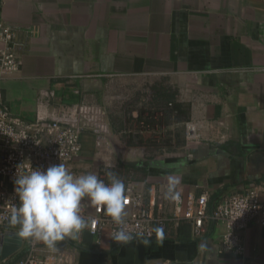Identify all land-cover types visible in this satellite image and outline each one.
Returning a JSON list of instances; mask_svg holds the SVG:
<instances>
[{"label": "crops", "instance_id": "0c3cea01", "mask_svg": "<svg viewBox=\"0 0 264 264\" xmlns=\"http://www.w3.org/2000/svg\"><path fill=\"white\" fill-rule=\"evenodd\" d=\"M0 17L27 42L20 72L1 83L4 103L24 121L82 101L107 111L115 136L173 127L183 107L213 126L184 153L150 149L116 167L165 228L101 247L84 234L81 264H264V226L246 228L243 255L220 253L223 227L208 220L196 237L190 223L175 224L164 189L206 195L209 215L229 195L264 189V0H5ZM154 90L174 95V105H153ZM82 142L74 171L101 173L99 143L90 134Z\"/></svg>", "mask_w": 264, "mask_h": 264}, {"label": "built area", "instance_id": "2783aa9c", "mask_svg": "<svg viewBox=\"0 0 264 264\" xmlns=\"http://www.w3.org/2000/svg\"><path fill=\"white\" fill-rule=\"evenodd\" d=\"M5 0H0V9ZM19 28L7 24L0 17V233L7 232L13 204L14 178L18 167L28 170V162L33 168H43L63 163L71 172L79 161L83 148V135L90 134L95 142H105L111 135L107 111L96 104L77 102L69 106H57L47 116H38L34 122H26L13 114L3 101L1 83L4 79L20 72L23 56L27 52V42L21 38ZM22 34V33H21ZM30 37L32 31H26ZM145 127V125H144ZM213 129L205 120H191L184 124V138L187 143L201 140ZM97 172V171H96ZM101 172H104L101 170ZM101 177V173L97 172ZM125 184V223L118 225L104 214L102 209L85 206L82 215L89 226L79 238H66L53 251L44 244L22 238L16 264H81L82 237H91L95 247H101L105 240L111 245H119L112 239L113 233L124 228L136 239H152L154 225L165 228L166 219L154 215L143 204V195L135 186ZM166 194L172 200L175 224L186 221L193 227L196 237L205 232V224L213 220L223 227L220 238V253L243 255L245 246L243 233L252 221L264 226V189L250 186L243 193H235L222 199L208 214L206 195L195 198L176 192L172 186H165ZM163 205L159 208L162 210ZM168 219V220H171ZM18 232V229H16ZM132 240V241H133Z\"/></svg>", "mask_w": 264, "mask_h": 264}, {"label": "clouds", "instance_id": "9594fccd", "mask_svg": "<svg viewBox=\"0 0 264 264\" xmlns=\"http://www.w3.org/2000/svg\"><path fill=\"white\" fill-rule=\"evenodd\" d=\"M107 183L95 171L76 175L63 163L46 169H17L14 178L13 204L9 223L18 228V235L26 240L44 244L55 251L66 238L76 240L89 221L82 215L85 206L102 209L118 225L125 223V184L119 176L108 171ZM112 239L130 243L133 235L120 228Z\"/></svg>", "mask_w": 264, "mask_h": 264}, {"label": "rangeland", "instance_id": "374dc122", "mask_svg": "<svg viewBox=\"0 0 264 264\" xmlns=\"http://www.w3.org/2000/svg\"><path fill=\"white\" fill-rule=\"evenodd\" d=\"M150 115V113H149ZM172 120V119H171ZM189 110L183 107L181 113L176 114L172 122H178L175 126L163 129L162 131L154 130L149 134L132 135L123 134V136H115L112 131L110 137L104 142L95 144L94 155L97 161L101 163L104 172H101L102 179L107 183L105 173L112 171L116 173L120 179L124 180L122 172L116 167H130L131 164H138L142 159H147V152L156 151L157 156H162L164 153H184L194 144L201 142V140L193 143H187L184 138V124L191 121ZM169 124V121H165ZM150 130V129H149ZM160 131V135L156 134ZM154 136L161 137V142H153ZM135 139V140H134ZM153 157V156H152ZM151 158V157H150ZM110 165V166H106ZM121 169V168H120Z\"/></svg>", "mask_w": 264, "mask_h": 264}, {"label": "water", "instance_id": "95a60500", "mask_svg": "<svg viewBox=\"0 0 264 264\" xmlns=\"http://www.w3.org/2000/svg\"><path fill=\"white\" fill-rule=\"evenodd\" d=\"M22 237L18 232L7 231L0 233V262L15 254L20 248Z\"/></svg>", "mask_w": 264, "mask_h": 264}, {"label": "trees", "instance_id": "16d2710c", "mask_svg": "<svg viewBox=\"0 0 264 264\" xmlns=\"http://www.w3.org/2000/svg\"><path fill=\"white\" fill-rule=\"evenodd\" d=\"M174 100H175V98H174V95H172V94H170V93H163V94H161V93H159V91H156V90H154V95H153V97H152V103H153V105L155 104V105H157L158 104V102L160 101H166V105H174ZM171 105V106H172ZM174 109H176L175 107H173V110ZM170 113L168 112V115H169ZM163 115H164V112H163ZM168 115H166V116H168ZM153 117V116H152ZM11 225V224H10ZM9 225V226H10ZM8 226V227H9ZM7 227V228H8ZM15 229H18L17 227H15Z\"/></svg>", "mask_w": 264, "mask_h": 264}]
</instances>
